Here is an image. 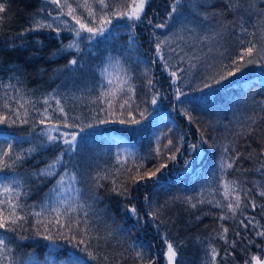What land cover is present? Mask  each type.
Instances as JSON below:
<instances>
[{"label": "trees", "instance_id": "16d2710c", "mask_svg": "<svg viewBox=\"0 0 264 264\" xmlns=\"http://www.w3.org/2000/svg\"><path fill=\"white\" fill-rule=\"evenodd\" d=\"M195 1V8L188 4V11L195 20L200 19L198 13H210L225 8L222 0ZM70 2L75 8V0ZM79 2L82 3L83 0ZM130 2L131 0H108L110 6L116 5L118 10H123L120 6H126ZM248 2L255 5L256 11L252 13L251 19L245 17V26L249 32L255 31L256 38L259 39L262 35L259 29L264 27L259 19V10L264 8V3H261V0ZM0 3L6 5L5 11L0 13V16H3V22L0 23V106L3 104L5 91H8L9 96L14 94L2 87V84L9 82L12 74L9 69L19 67L24 70L21 81L26 97L35 101L36 109H30L29 124L0 125V137H11L14 149H36L22 165L17 166L18 177L6 174L5 178L9 182L13 178L22 180L28 193L23 202L35 206L30 208V211L40 212L42 206H58L57 202L63 200H68L69 203H83L86 207L81 209L78 215L83 219V211L87 210L88 219L95 230L92 235L100 237L99 240L93 239L91 246H88L86 239L85 245L75 247L77 240L83 237L75 229L69 233L66 228H58L50 223L53 216L45 210L40 217L29 216L27 222L22 224L18 235L28 239L21 240L16 234H8L12 237L10 246L14 249L13 254L20 264L28 261L29 256L40 261V264H58L59 261L69 264L71 259H78L82 264H104L102 259H91L83 250L86 246L94 255L107 256L109 264H137L132 254L133 247L142 248L150 256L157 257V264H166L161 255L165 251V233L174 245L178 241L182 242L178 247L177 264H204L209 243L215 245L221 255L225 249L234 253V256L225 260L217 257L220 264H244L245 260L250 264L251 256L263 254L264 238L255 237L251 228L237 229L236 221H220L218 217L222 210L216 207L215 202L200 205L198 209H190L182 198L197 196L202 189L208 200L222 198L216 178L219 176L218 163L223 147L228 146L230 152L244 153L238 161V167L229 170V178L242 180L244 187L253 190L250 195L257 205L264 204V198L259 196L256 188V185H264V172L255 171L264 163V155H257L261 147H264V64L251 65L242 74L207 89L203 88L204 83L198 86L188 83V76L185 75L183 80L187 89L180 88L185 95L177 99L178 86L172 84L169 73L161 66L154 51L155 37H160L161 34L153 25L166 22L171 0H151L146 13L147 18L152 19L153 25L141 21L137 22L135 29H131L128 27L130 21L115 19L104 36L92 41H80V48L83 49L81 53L65 52L52 59H49L50 53L61 46V41L67 44L72 40L73 33L65 30L59 39L48 30L29 33L21 39H18L16 34L30 27L33 17L37 14L38 18L51 21L59 10L49 0H0ZM41 9L44 11L41 12ZM49 12L51 16L48 15ZM96 12L102 14L99 8H96ZM75 14L87 22V14L83 9L77 8ZM183 17L175 19V28ZM63 19L74 23L70 17ZM221 19L223 28L218 24ZM235 19L232 13H226L223 17L210 19L200 26L204 34L213 36L214 45L219 50L218 60L213 64H219L221 61L228 63V57L236 54L235 50L240 47V42L251 38L242 34L238 26H228V22ZM89 26L97 27L98 23H90ZM168 33L169 31L166 32ZM175 40L180 43L177 36ZM37 41H42L43 44H37ZM13 42L17 45L25 44L27 50L6 47ZM186 44L184 41L181 45ZM33 52L37 53L38 58L32 57ZM73 56L78 60V65L65 68L64 65ZM102 70H106L104 75L101 74ZM124 72L132 77L135 93L119 94L112 101L110 112L106 114L102 109H107V105L103 101L94 102V96H99L100 85L106 82L109 73L122 77ZM16 75L20 76V73L17 72ZM149 79H152L154 84H159L166 95L164 101L168 102L170 113L162 120L154 116L151 99L155 88L148 86ZM11 82L16 83L15 80ZM53 93L58 94L57 98L65 105L69 116L75 118V122L85 130L89 129L87 136L80 137L82 145L67 165L68 170L75 172L76 180L66 178L58 191L50 190L59 175L43 179L35 175V170L43 168L45 162L59 151V146L41 147L40 129L45 126L38 123L41 118L38 113L43 112V101ZM124 100H128V105L120 109L119 105ZM10 103L13 107L16 106L14 101ZM52 108H55L54 103ZM0 111H4L2 107ZM141 111L146 119L141 120L140 124L119 122L121 119H130L129 112L140 120ZM185 112L192 117L191 121L185 116ZM251 117L256 118L255 124L252 123ZM97 119L109 122L97 123ZM33 121L36 122L35 130ZM72 122L74 121L70 119L69 123ZM88 124L94 126L89 128ZM249 127L255 129L251 134L248 133ZM201 132L205 135L206 143L201 141ZM181 136L184 138L181 152L176 154L175 160H170L169 156L175 149L172 146L165 148V145L169 139L176 145ZM16 137L22 139L17 142ZM229 141L233 143L229 144ZM4 143L5 141L0 139V145ZM190 143L202 146L200 156L195 152L196 149L188 147ZM157 148L159 152L156 151ZM190 152L194 159L191 165H186ZM249 152L252 153L251 159L247 156ZM140 164L144 167L137 169L136 165ZM161 164H166L167 167L157 173L156 177L140 181L138 184L131 182V175H143L145 171L155 170ZM118 169L121 172L125 169L131 170V173H124L122 177L131 190L130 197L112 192L111 180H100L99 183L104 187H95L94 177L97 173H108L115 178ZM214 188L217 189L216 192L212 191ZM145 196L148 197L147 200ZM175 197L181 199L177 200ZM131 205L137 207L142 218L140 223H137L136 217L127 210V206ZM155 207L161 209L159 221H153L148 215ZM198 216L200 219H196ZM247 216H254L264 225V210L261 208H248L244 217H241L245 218V223L248 222ZM37 219L41 220L42 224H47L50 231L44 232L43 226L36 224ZM157 223H160L159 230L156 228ZM221 223L229 229V241L237 240L234 247L225 244L215 235ZM37 227L41 228L42 235H36ZM234 229L240 231V237L233 235ZM47 235H52L53 240L45 239ZM249 239L255 240V244H248ZM49 257L50 259H46Z\"/></svg>", "mask_w": 264, "mask_h": 264}, {"label": "snow or ice", "instance_id": "6c2138e0", "mask_svg": "<svg viewBox=\"0 0 264 264\" xmlns=\"http://www.w3.org/2000/svg\"><path fill=\"white\" fill-rule=\"evenodd\" d=\"M49 2L55 6L59 11L56 16L49 21L46 18H38L34 16L31 25L28 28H25L22 32L16 34L18 39L23 38L29 33H40L42 30L51 31L54 36L59 39L60 34L63 31H69L74 34V38L70 40L67 44H64L61 41V46L54 50L49 55V59L60 56L65 52L74 51L75 53H81L83 49L80 48L81 40L92 41L97 37L104 36L106 32L109 31V26L112 25L113 20L123 19L130 21L131 29H135L137 22L144 21L149 25H153V21L150 18H147L146 8L150 6L151 0H131L126 6L121 5L120 8L123 10H118L116 5H111L108 3V0H75L76 7H73V3L70 0H49ZM222 3L225 5L223 10H215L212 12L198 13L200 17L199 20H194L193 23L203 26L205 21L210 19H215L217 17H223L226 13H232L235 20L228 22L229 27H239L242 34L251 37L245 41L240 42V47L236 49V54L234 56H229L228 63H223L221 61L219 64H209L208 70L212 72L211 75L205 77L206 81L203 84V88H211L213 85H219L223 81L228 80L229 78H234L237 74H242L245 69L251 65L264 64V27H261L259 31L262 35L257 39V33L255 31L249 32L248 28L245 26V17L251 19V15L256 11L255 5L248 2V0H222ZM261 3H264V0H261ZM183 0H171L169 5V11L166 13V22L156 23L153 25L154 29H166L170 28L171 25L168 21H173L178 17H183L184 15ZM191 7L195 8L196 4L193 3ZM81 8L87 14V22H85L81 17L77 16L76 9ZM96 8H99L102 14L96 12ZM6 9L4 3H0V13H3ZM41 12L44 9L40 10ZM51 16V12L48 14ZM63 17H70L71 23L68 19H63ZM259 19L262 24H264V8L259 10ZM3 22V16H0V23ZM90 23H98L97 27L89 26ZM218 24L221 28L224 27L223 20H219ZM183 31H189L184 25H181V28L177 33L173 34L177 36L179 41H183L184 37L180 33ZM192 32L195 29L190 30ZM220 33H216L219 35ZM130 39H132L130 37ZM210 37L208 35L203 36L202 40L207 41ZM176 44V47H172V44ZM37 44H43L42 41H37ZM6 47L15 50L17 47L27 50V46L23 43L17 45L15 42L7 44ZM154 51L157 59L162 63V66L166 71L171 67L175 66L176 71H169V76L173 85H176L178 81L184 79V73L186 71H192L197 68L199 63V57L189 56L184 48L180 46V43H177V40L172 38V35H165L163 39L160 37H155ZM211 51V49H210ZM32 57H37V53L33 52ZM38 58V57H37ZM173 58L176 59V65L171 64ZM155 61H153L154 63ZM117 63L119 61L117 60ZM78 65V60L75 56L72 59L68 60L67 64L64 65L65 68H72ZM179 65H184L180 67ZM12 73L9 77V82L7 84H2V87L6 90H11L14 94L9 96L8 91L4 93V99L2 109L0 111V125H15V124H29L28 119L30 115V109L36 111L34 108L35 101L33 99L27 98L25 94V89L22 87L21 76L24 74L22 68L9 69ZM102 70L101 74L104 75ZM147 71V70H146ZM19 72L20 76H17L16 73ZM180 73L178 75L177 73ZM109 78H106V82L100 85V93L96 98V101H103L107 105V109H102L106 114L110 112L112 107V101L116 99L119 94L135 93V87L132 84V77L128 75L127 72L123 73V76L114 75L112 73L108 74ZM15 80L16 83L11 81ZM148 86L155 88V84L152 79L147 81ZM178 95L177 99L180 96L185 95L180 91L179 87L176 89ZM58 94H50L43 101L44 107L43 112L38 113L41 115L38 123L44 125L45 128L40 129L42 140V148H50L52 146H59L58 153L45 162L43 168L35 170V175L43 178L56 177L59 175V178L53 184V188L50 191H58L60 186L64 184L66 178L70 180H76L75 172L67 169L68 163L71 162L72 155L77 153V148L80 143L78 137L83 133L84 128L80 126L78 122H75V118L69 116V112L65 110V105L61 103V100L57 98ZM160 96L159 91L155 92L152 95L151 103L155 105L157 99ZM10 101H14L16 106L13 107ZM54 103L55 108H52ZM128 105V100H124L123 103L119 105L120 109H123ZM51 109V111H50ZM185 116L188 114L185 112ZM130 119H121L120 123H129V124H140L141 120L146 119L144 112H139L140 120L136 119L132 112L128 113ZM74 122L69 123V120ZM189 121L192 120L191 116H188ZM252 123H256V118L251 117ZM107 120L97 119V123H108ZM33 129L35 130L36 122H32ZM94 125L88 124L87 127L91 128ZM66 129H77L75 131H68ZM255 129L249 127L248 133L251 134ZM5 141L4 144L0 145V264H20V261L14 256V249L10 246L11 239L8 234H16L22 230V224L26 223L29 216L40 217L45 210L50 212L53 216V220L50 223L55 224L58 228L64 227L69 233L74 229L77 233L83 237L78 239L75 247H81L85 245V240H88V246H91V241L93 239L99 240V235L93 236L92 233L95 231L92 228V225L88 219L89 213L87 210L83 211V219L78 215L81 209H84L86 206L83 203H69L68 200L58 201V206L47 208L46 205L41 207L40 212L30 211V208L35 206L26 205L23 202V198L27 196L25 191V185L19 178H13L10 182L5 178L7 175H12L13 177H18L16 168L18 165H22L28 157L36 151V149H19L16 150L13 147V139L11 137H0ZM22 138L16 137L15 140L18 142ZM201 141L207 142L205 135L201 132ZM232 141H229V144H232ZM184 144V138L181 136L176 142V146L173 143L172 139L168 140V144L165 145V148L169 146L174 147L175 152L169 156L170 160L176 159V154L181 152V148ZM190 148L196 149L197 145L192 144ZM159 152V148L156 150ZM264 155V147H261L260 153L257 154ZM65 156H69V160H65ZM244 156V153L239 151L230 152L228 146L223 147L222 155L218 163V172L219 176L216 178L218 182V188L222 191V198L220 200H208L205 198L204 190L202 189L197 196H185L183 197V202L189 206L190 209H198L200 205L204 204H213L215 202L216 207L222 210L220 216L218 217L220 221L233 220L237 222V229L248 230L251 228L255 237L264 238V225H261L254 216H247V223H245L244 217L245 212L248 208L256 209L257 207L264 210V204L257 205L256 200L250 195L253 191L244 187V182L240 179L229 178V170L236 169L238 167V161ZM248 159L252 158V153H247ZM121 163H123L121 161ZM187 165V161L185 162ZM144 165H136V168H143ZM167 167L166 164H161L155 170L145 171L143 175L139 173L131 175L129 178L133 184H138L140 181L146 179H152L157 176L163 168ZM63 169L64 171H59ZM248 171V170H245ZM257 172H264V163H261L259 168H256ZM124 173H131L130 169H125L124 172H121L119 169L115 174V178L111 174L97 173L94 177L97 189L103 188L104 185L100 184V180H111V191L117 193L123 197H130L131 190L126 186L125 179H122ZM119 181V182H118ZM258 194L261 198H264V185H256ZM77 200H79V189L76 190ZM213 192H216L217 189H212ZM148 197L145 196V200ZM175 199L180 200V197H175ZM127 210L131 213L132 216L136 217L137 223H140L141 217L138 214L137 207L135 205L127 206ZM77 214V215H74ZM153 221H159L161 215L160 207H155L153 210L148 213ZM200 219V217H196ZM163 223V221H160ZM160 223L156 224L157 230H159ZM37 225L43 226L44 232H49L50 229L47 224H42V221L37 219ZM234 229L233 235L235 237H240L241 233L239 230ZM215 231V230H214ZM229 229L224 226L223 223L220 224L219 231H215V235L218 236L225 244H230L235 246L237 244L236 239L229 241L228 239ZM41 228H36V235H42ZM18 238L21 240L28 239V237L23 235H18ZM47 240H53L52 235H47L44 237ZM76 239L75 237H71ZM165 241V251L161 253L164 257L166 264H177L178 258V247L180 243L177 242L174 245L169 239L168 234L165 233L163 236ZM248 244H255V240L249 239ZM88 246L84 247L83 250L87 252L88 256L93 260L102 259L104 264H109V258L107 256L99 257L94 255L93 252L88 251ZM55 249L53 248L52 251ZM132 254L137 264H157V257L150 256V254L144 251L142 248L133 247ZM206 259L204 264H220L217 257H220L221 260H225L229 256H234V253L229 252L225 249L223 255H221L220 250L213 244L209 243L206 249ZM46 259H50L46 258ZM253 264H264V259H261L258 255H253L250 257ZM24 264H40V261L34 259V257L29 256V260L24 262ZM58 264H65L64 261H59ZM69 264H82L78 259H71ZM244 264H249L248 260L244 261Z\"/></svg>", "mask_w": 264, "mask_h": 264}, {"label": "rangeland", "instance_id": "374dc122", "mask_svg": "<svg viewBox=\"0 0 264 264\" xmlns=\"http://www.w3.org/2000/svg\"><path fill=\"white\" fill-rule=\"evenodd\" d=\"M196 2L197 1L195 0H183V4L186 5V7H184L185 9L184 16H188V17L180 18V23L176 28H175V20L168 21V23L172 26V28L170 27L166 29H158V32L161 34L160 35L161 39H163L165 35H172V38L175 40V35L173 34H175V32H178V30L181 28V25H184L189 30V31H183L180 33L184 37L183 41H180V46L184 48V51L189 56L199 57L200 59H199V63L197 64V68L190 72L186 71V74L184 73V77L185 75H187L188 76L187 82L198 86V85L205 83L206 82L205 77L211 74V71L208 70V65L213 64L214 61L218 60L217 56L219 54V50L214 45L213 36L211 34H204L202 32V28L198 24L193 23L195 18L192 16L191 12L188 11L189 9L188 4L190 3L192 5L193 3H196ZM192 29H195V31L194 32L190 31ZM168 31L169 33L166 34V32ZM205 35H208L210 39L207 41H203L202 38ZM81 41H88V40H81ZM184 41L187 43L186 46L181 45ZM172 47H175V43L172 44ZM171 64L176 65L175 58H173V60L171 61ZM161 66H162V63H161ZM179 66L184 67V65H179ZM169 71H176V67L175 66L171 67L167 71V73H169ZM177 74L180 75L179 72ZM155 85L156 86H155V90H153L154 91L153 94L159 91L160 96L157 99V103L155 105L152 104L155 110L154 116H157L158 119L162 120L164 119L163 117L168 116V113H170V109H168V102L164 101V97H166L165 92L159 87L160 86L159 84H155ZM176 85L179 87V89L180 88L187 89V85L185 84V81L183 79L178 81ZM94 97L96 99L97 95H95ZM66 130L74 131L73 129H66ZM87 131H89V129H86V130L84 129L83 134L81 133L80 137L87 136L86 135ZM80 137H78L79 141H80ZM192 144L193 143L188 144V147L190 148V145ZM81 145L82 144L80 141L77 149H79ZM192 152H190L191 154L188 155L186 159L189 165L192 164L193 159H194V157L192 156ZM195 152L199 154L198 156H200L202 154V146L197 145ZM65 160L68 161L69 156H65ZM258 256H260L261 259H264V252L263 254L258 255ZM250 264H253V262H251Z\"/></svg>", "mask_w": 264, "mask_h": 264}]
</instances>
